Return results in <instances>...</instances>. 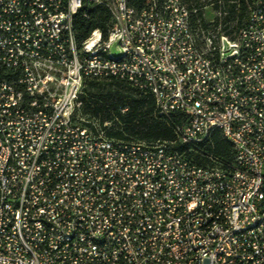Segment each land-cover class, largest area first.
Segmentation results:
<instances>
[{"label": "built area", "instance_id": "obj_1", "mask_svg": "<svg viewBox=\"0 0 264 264\" xmlns=\"http://www.w3.org/2000/svg\"><path fill=\"white\" fill-rule=\"evenodd\" d=\"M0 264H264V0H0Z\"/></svg>", "mask_w": 264, "mask_h": 264}, {"label": "trees", "instance_id": "obj_2", "mask_svg": "<svg viewBox=\"0 0 264 264\" xmlns=\"http://www.w3.org/2000/svg\"><path fill=\"white\" fill-rule=\"evenodd\" d=\"M135 7H142L148 0H128ZM89 15L88 17H84L80 14L76 15L75 26L78 29L79 35L81 37L86 36L93 28L100 27L105 30L104 21L107 20V14L104 10L99 9L98 12H93L91 7L86 8ZM244 9L240 6V11ZM229 10L231 15H233V4L229 5ZM242 13H240V16ZM230 17H225L224 20L229 19ZM121 98V96L119 97ZM140 99L135 100L132 99V104L134 110L138 108V104H140ZM148 108H152V101L149 98L147 102ZM146 119V117H145ZM135 132V130H132ZM156 137H164V138H172L174 137V133L170 126H168L164 121L157 120L148 125L145 130V138H156ZM203 149L205 152H212L216 155L227 157L231 153L230 144L220 135L218 131H214L208 142L203 144Z\"/></svg>", "mask_w": 264, "mask_h": 264}, {"label": "rangeland", "instance_id": "obj_3", "mask_svg": "<svg viewBox=\"0 0 264 264\" xmlns=\"http://www.w3.org/2000/svg\"><path fill=\"white\" fill-rule=\"evenodd\" d=\"M115 52H117V51H115Z\"/></svg>", "mask_w": 264, "mask_h": 264}]
</instances>
